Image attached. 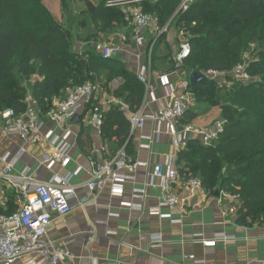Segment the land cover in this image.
Masks as SVG:
<instances>
[{
  "label": "trees",
  "instance_id": "obj_1",
  "mask_svg": "<svg viewBox=\"0 0 264 264\" xmlns=\"http://www.w3.org/2000/svg\"><path fill=\"white\" fill-rule=\"evenodd\" d=\"M62 1L65 8L67 0ZM181 3L136 0L123 8H104L105 23L94 39L99 41L112 30L126 28L127 8L135 6L154 17L159 27L171 22V26L181 31L185 28L191 35L192 53L184 64L188 73L231 71L243 62L251 44L258 46L260 52L248 72L252 77L261 76V82H254V77L249 84L235 82L216 99L214 82L191 85L197 104L204 101L221 106L224 129L209 146L191 139L180 151L177 166L184 180L197 178L209 193L218 190L238 200L236 221L240 226L249 227L256 219L264 222V0H194L171 20ZM162 36L153 48V57H157L156 46ZM72 46L71 31L53 21L38 0H0V108L24 113L31 95L40 109L48 112L54 99L87 82H96L103 73L107 74L108 86L103 85L109 91L115 80H123L112 93L130 112L141 108L145 88L120 59L104 60L93 51L80 55ZM34 75L41 80L31 83ZM199 116L198 109L192 107L182 122L190 124ZM101 134L104 140L114 142L115 149L124 148L133 158V135L121 106L114 105L106 113Z\"/></svg>",
  "mask_w": 264,
  "mask_h": 264
},
{
  "label": "crops",
  "instance_id": "obj_2",
  "mask_svg": "<svg viewBox=\"0 0 264 264\" xmlns=\"http://www.w3.org/2000/svg\"><path fill=\"white\" fill-rule=\"evenodd\" d=\"M126 30L132 34V31ZM154 38L151 33L148 34L149 42L142 48L136 46L132 36L129 46L117 45L121 49L119 59L136 76L140 67L151 61L147 58L146 52L149 48H154L156 42L151 44ZM159 56H162L160 49L156 58H160ZM151 67L155 76L164 74L155 71L153 63ZM191 74L187 72L189 80ZM38 80L41 78L35 79L33 83ZM117 81L119 83L116 88L111 87L112 83L111 92L107 89L97 100L104 116L114 104L121 106L129 119L131 115L142 109L145 113H155L169 103L164 98L163 89L155 82L152 88L154 96L147 95L145 89L141 108L132 113L112 93L123 83L122 79ZM114 100L119 103H114ZM58 102L59 99H54L51 107ZM90 109L91 107L79 116L80 123L70 125L72 161L66 168L56 164L52 169H48L41 164L45 154L50 150L46 144H28L19 137H7L0 131V158L9 154L11 160H14L22 153L12 171L13 176H18L26 168L30 173L36 172L40 180L46 181L53 175L66 176L79 170L72 179L77 194L71 203V213L64 217L55 216L48 228V239L55 245L72 252L73 258L67 264H194L188 257L204 259L207 264L264 263V222L253 223L249 227L240 226L236 221L237 216L228 213L225 204L227 200L223 198L210 197L204 191L203 194L200 193L181 203L179 209L172 214V219H162L148 213L150 208L159 205L158 189L149 188L145 201L132 199L133 189L147 186L157 164L167 163L178 169L177 159L180 149L176 146L173 137L167 133V125L161 127L162 134L150 150L142 148L147 142L141 137L152 136L158 128L156 124L148 122L143 130L133 134L135 153L133 158L128 156L133 162L146 163L147 166L138 168L135 180L124 184L125 194L122 198L113 197L109 186L100 193L90 191L87 183L92 177L91 161L96 160L103 164L118 152L114 142L104 140L101 129L94 126ZM200 116L190 124L204 128L203 125H198ZM54 129L60 134L63 133L56 127ZM5 166H1V170ZM15 193L0 180V204L4 212L17 211ZM124 201L141 204L144 206V211H132L121 206V202ZM111 213L118 214V217H112ZM163 213L169 211L163 210ZM216 234H224L235 239L218 241L216 247H205L204 241L213 240ZM152 236H157L161 242L153 243ZM39 260L38 255H33L15 264H38Z\"/></svg>",
  "mask_w": 264,
  "mask_h": 264
},
{
  "label": "built area",
  "instance_id": "obj_3",
  "mask_svg": "<svg viewBox=\"0 0 264 264\" xmlns=\"http://www.w3.org/2000/svg\"><path fill=\"white\" fill-rule=\"evenodd\" d=\"M194 0H182L179 11L187 8ZM127 29L132 31V38L138 48L148 44V34L151 33L157 39L167 33L171 27L169 22L164 28L158 26L157 20L145 14L141 8L126 11ZM182 34L184 32L182 31ZM99 55L104 60L118 58L121 49L115 45L98 46ZM192 47L190 40L184 41L179 52L173 56L174 71L171 73H152V63L140 67L137 78L145 87L147 95H153V84L157 82L164 91V98L169 101L155 113H145L144 110L133 114L129 118L132 135L143 130L148 122L157 125V130L152 136H142L147 144L144 149H151L158 142L162 131L161 127L167 125V133L173 137L176 146L181 150L187 147L188 142L197 138L204 145H212L223 132L224 122H218L209 130H204L192 124H184L189 110L194 106L195 95L191 91V83L187 72L184 70L185 61L191 56ZM249 63L243 61L231 71H208L203 73L207 80L214 82L218 88L227 84L231 88L235 82L249 84L253 77L248 72ZM119 81L113 82L112 88H116ZM103 83L87 82L84 85L70 89L67 96L56 103L48 112L42 111L31 98L27 99V109L24 113H17L14 109L0 108V131L7 136L19 137L28 144H46L50 150L41 161V164L52 169L56 164L63 168L69 166L72 161V121L81 116L91 107L90 114L95 127L101 129L104 123V115L101 106L97 104L99 96L106 92ZM155 99V97H154ZM118 104L119 101L114 100ZM115 105V104H114ZM63 133L57 132L54 127ZM53 127V128H52ZM22 153L11 160L7 154L0 158V180L10 189L14 190L15 205L17 211L7 214L0 204V264H15L27 257L38 255V264H67L73 258L71 251L55 245L48 239V228L55 216L64 217L72 211V201L75 199L77 189L72 185V179L79 173H69L66 176L53 175L50 179L42 181L38 174L30 173L24 169L18 176H13L16 162ZM92 177L87 187L94 193L102 192L107 186L111 189V195L122 198L125 194L124 184L135 180L138 168L147 166L146 163L133 162L125 149H120L109 161L101 164L92 160ZM6 165L3 170L1 166ZM145 188H135L132 191V199L145 201L149 188L160 191V202L155 208H150V215L159 216L162 219H172L181 203L204 193L202 182L197 178L184 180L175 166L167 163H159L155 166L149 183ZM121 206L132 211H144V206L135 202H121ZM168 210L169 213H163ZM231 213H235L232 209ZM112 217L118 214L111 213ZM235 237L216 234L213 240L204 241L205 247H216L218 241L233 240ZM152 242H161L157 236H152ZM190 258L194 264H207L204 259ZM264 264V263H263Z\"/></svg>",
  "mask_w": 264,
  "mask_h": 264
},
{
  "label": "rangeland",
  "instance_id": "obj_4",
  "mask_svg": "<svg viewBox=\"0 0 264 264\" xmlns=\"http://www.w3.org/2000/svg\"><path fill=\"white\" fill-rule=\"evenodd\" d=\"M135 1L136 0L125 2L116 0H67V6L65 8L63 7L62 0H38V3L43 8H45V10H47L53 21H55L59 26H62L65 30L69 29L71 31L73 35V46L71 47V49L73 52L83 55L87 51H93L99 54L98 46L100 45H130V36H132V34L127 31V28L125 27L120 30H112L108 36L111 38V40H109L110 38L108 39V37L105 35L100 37L99 41H96L94 37L97 35L98 32H101L100 29L102 28L103 23H105V18L103 16L104 8H116L118 6L123 8V5H130ZM134 8L135 6H129L127 8V11ZM179 8L180 7L178 6L176 11H174L171 20L176 19L177 14L179 13ZM185 30V28L182 30L184 32V34H182L181 30L175 28V26L172 25L169 28L168 32L163 34V36L157 42L156 46L157 49H160V54L162 55L159 56L160 58H156L155 56L153 57L152 48H149V50H147V58L151 59L155 71H160L164 74L171 73L174 71V65L172 61L173 56L179 52L181 44L184 41L190 40L191 38V35L185 32ZM259 52L260 51L258 46L256 44H251L248 50L244 52L242 60L247 61V63H249L250 65L253 59L257 57ZM119 58L120 56L118 57V59ZM184 70L186 72L190 71L189 69L186 70L185 68ZM253 77L254 82L262 81L261 76L255 75ZM35 79H40V77L38 75H34L31 79V83H33ZM107 80V74L103 73L99 76V79L97 81L108 86ZM226 87L227 84H224V87L222 89L218 88L217 86L213 91V98L216 99L219 95L223 97L225 93V91L223 92V90L226 89ZM217 89H219L220 91ZM66 95L67 94H64L62 98L59 99V101L63 100ZM193 107H196V109H198V111L200 112V115H202L198 120L200 122L198 125H203L204 127H199L201 129L209 130L210 128L214 127V125L218 122H224L221 117L222 109L219 105H211L204 101H201L199 102V104H197V102L195 101ZM203 191L207 192L210 197L214 196V194L218 192L220 194V198H223V200H227L225 204H227L228 213H231V210L233 209L235 211L233 215L237 216L240 206V202L238 200L231 197L229 194L222 193L218 190L212 194L206 191L203 187ZM259 222H262V220L256 219L255 223Z\"/></svg>",
  "mask_w": 264,
  "mask_h": 264
},
{
  "label": "water",
  "instance_id": "obj_5",
  "mask_svg": "<svg viewBox=\"0 0 264 264\" xmlns=\"http://www.w3.org/2000/svg\"><path fill=\"white\" fill-rule=\"evenodd\" d=\"M207 78L206 76L203 74V73H199V72H194L190 75V82H191V85L195 86V85H198V84H201V83H204L206 82ZM77 124V123H80V118L79 116H77L73 121H72V124ZM214 197H220V194L218 192H216L214 194Z\"/></svg>",
  "mask_w": 264,
  "mask_h": 264
}]
</instances>
